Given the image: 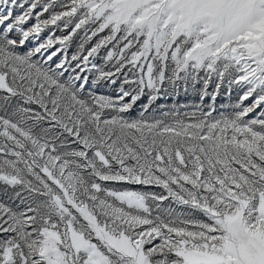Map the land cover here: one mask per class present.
I'll use <instances>...</instances> for the list:
<instances>
[{"label":"snow or ice","instance_id":"6c2138e0","mask_svg":"<svg viewBox=\"0 0 264 264\" xmlns=\"http://www.w3.org/2000/svg\"><path fill=\"white\" fill-rule=\"evenodd\" d=\"M0 264H264V0H0Z\"/></svg>","mask_w":264,"mask_h":264},{"label":"rangeland","instance_id":"374dc122","mask_svg":"<svg viewBox=\"0 0 264 264\" xmlns=\"http://www.w3.org/2000/svg\"><path fill=\"white\" fill-rule=\"evenodd\" d=\"M62 2H63V3H69L70 0H62ZM55 10H56V11H61L62 9H60V8L57 6V8H56ZM37 11H39V9H37ZM47 15H48V14L46 13L45 16H47ZM32 22H34V21H29V23H32ZM47 34H48V33H47V31H46V32H45L44 34H42V35L46 36ZM56 34H57V35H60L61 33H60L59 31H57ZM28 46L30 47L31 45L29 44ZM73 49H74V45H73ZM21 50H24V49H21ZM70 51H71V50H70ZM102 91H104V92L107 93V92H109L110 90H108V89H104V90H102ZM237 99H238V97H237L235 91H233V92L231 93V95H229L226 91L223 92V94H222L220 97H218V99H217V101H216L217 112L214 113V115H218L219 112H221V111H225V109L220 108V105H221V104H231V103H235V102L237 101ZM158 103H167V104L169 105V107H170L172 101H164V100H161V101H159ZM180 103H182V104H183V103H187V104L191 105V104H194V103H200V102H199V100H197V99H193L191 96H187V97H181V98H180ZM206 103H211V101H210V100H207ZM245 103H247V102H245ZM138 110H139L138 106H137L136 108H134L133 111H132V113H131L132 116H136ZM166 110H168V109H167V108H166V109H163V111H166ZM192 110H194V109H192V108H185V109H181V112H184V111H192ZM205 110H207V109L205 108ZM159 111H161V110H158V111H157V115H159ZM155 190H156V191H159V189H155ZM174 207H175V205H174Z\"/></svg>","mask_w":264,"mask_h":264}]
</instances>
